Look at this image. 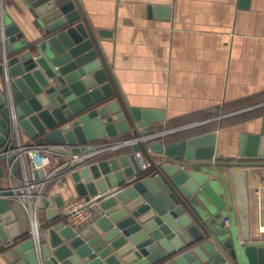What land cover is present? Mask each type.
<instances>
[{
  "label": "water",
  "instance_id": "95a60500",
  "mask_svg": "<svg viewBox=\"0 0 264 264\" xmlns=\"http://www.w3.org/2000/svg\"><path fill=\"white\" fill-rule=\"evenodd\" d=\"M234 1L239 9L250 0ZM150 9L169 16L167 5ZM109 35L91 25L79 0H0V256L8 264H264V242L249 239L247 195L235 196L240 232L223 223L232 195L217 169L218 130L194 132L196 122L151 130L164 123V111L126 101L102 49ZM240 130L237 157L226 160L262 165L264 111ZM128 135L127 152L68 161L87 143ZM24 138L61 155L75 194L96 202L90 224L64 223L57 193L38 198L43 217L21 229L9 182ZM136 150L151 161L147 170Z\"/></svg>",
  "mask_w": 264,
  "mask_h": 264
},
{
  "label": "crops",
  "instance_id": "0c3cea01",
  "mask_svg": "<svg viewBox=\"0 0 264 264\" xmlns=\"http://www.w3.org/2000/svg\"><path fill=\"white\" fill-rule=\"evenodd\" d=\"M79 3L95 29L110 30L109 39H101L102 49L128 103L162 108V130L174 118L183 120L180 125L196 122L193 127L197 128L223 121L202 130H218L216 154L224 160L217 169L232 195L223 217L228 216L229 225L239 233L242 208L235 196L241 192L247 195L249 239L264 242V163L241 165L225 158L237 157L240 125L248 117L245 114L264 110V0L257 4L250 0L247 8L239 9L234 0ZM154 5H167L169 16L160 18L150 9ZM6 8L13 20L20 22L16 9ZM61 158L59 153H48L47 168L59 164ZM22 175L17 162L10 182L19 184ZM57 193L64 201L76 197L68 173L56 177L45 195ZM16 208L21 229L30 230L31 215L22 205ZM43 215L42 209L36 212L37 222ZM0 264L8 262L0 256Z\"/></svg>",
  "mask_w": 264,
  "mask_h": 264
},
{
  "label": "built area",
  "instance_id": "2783aa9c",
  "mask_svg": "<svg viewBox=\"0 0 264 264\" xmlns=\"http://www.w3.org/2000/svg\"><path fill=\"white\" fill-rule=\"evenodd\" d=\"M169 130H171V127L163 129L164 132ZM132 140H134L133 136L117 138L111 137L102 140L98 139L85 144V148L82 151L71 154L68 157V161H72L77 157H90L97 154L112 152L113 150H120L126 146H129ZM16 145L17 147L15 151L19 157V163L21 164L23 175L19 181V184L13 185L11 182L9 183L17 191L16 197L18 201H20L27 213L31 215V229L33 230L37 225V200L41 196L45 195V187L48 184V181L54 180L56 177L61 175L62 163L47 168L45 158L46 155L50 153L48 144L39 141L35 142L25 138L23 140L17 139ZM134 154L140 169L143 171L147 170L150 167L151 161L145 158L141 150H136ZM227 168H230V166L228 165ZM34 169H41V173L38 174V177H34ZM23 196L25 199H22ZM95 203H91L82 196L76 195V197L67 199L58 208V214L64 223L73 227L77 228L88 225L95 217ZM223 223L225 225L229 224L230 218L228 216L223 217Z\"/></svg>",
  "mask_w": 264,
  "mask_h": 264
},
{
  "label": "trees",
  "instance_id": "16d2710c",
  "mask_svg": "<svg viewBox=\"0 0 264 264\" xmlns=\"http://www.w3.org/2000/svg\"><path fill=\"white\" fill-rule=\"evenodd\" d=\"M261 111H264V110H253V111H251V112H248L247 114H245L246 116H248V117H250V116H252V115H254V114H257V113H260ZM181 123H183V120L181 119V118H174V119H170V120H168L167 121V123L165 124L166 125V127L168 126V127H172V126H176V125H180ZM223 124V121L222 120H219V121H214V124H206L205 125V127L203 126V127H201V128H197V127H193L192 128V131H194V132H196V131H202L203 129H205V128H210V126L209 125H216V126H218V125H222ZM150 129L151 130H160L161 129V126L160 125H153V126H151L150 127ZM178 134L179 133H169L168 134V136H167V139L169 138V139H174V138H176L177 136H178ZM129 136V135H128ZM118 151H121V150H118ZM55 180V179H54ZM54 180H50V181H48V184L46 185V187H45V193H46V191H48L49 190V188L52 186V184L54 183Z\"/></svg>",
  "mask_w": 264,
  "mask_h": 264
},
{
  "label": "flooded vegetation",
  "instance_id": "af4514ba",
  "mask_svg": "<svg viewBox=\"0 0 264 264\" xmlns=\"http://www.w3.org/2000/svg\"><path fill=\"white\" fill-rule=\"evenodd\" d=\"M112 138H115V137H112ZM117 138V137H116Z\"/></svg>",
  "mask_w": 264,
  "mask_h": 264
}]
</instances>
